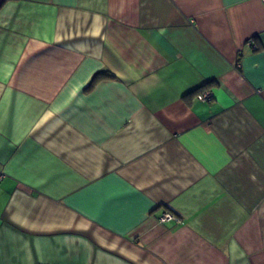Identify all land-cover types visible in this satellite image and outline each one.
I'll use <instances>...</instances> for the list:
<instances>
[{
    "label": "crops",
    "instance_id": "obj_1",
    "mask_svg": "<svg viewBox=\"0 0 264 264\" xmlns=\"http://www.w3.org/2000/svg\"><path fill=\"white\" fill-rule=\"evenodd\" d=\"M0 171V264H264V0H0Z\"/></svg>",
    "mask_w": 264,
    "mask_h": 264
},
{
    "label": "built area",
    "instance_id": "obj_2",
    "mask_svg": "<svg viewBox=\"0 0 264 264\" xmlns=\"http://www.w3.org/2000/svg\"><path fill=\"white\" fill-rule=\"evenodd\" d=\"M198 98L200 100H207L208 94L205 93L203 95H199ZM3 176H4L3 173L0 171V181L3 179ZM160 221L162 223L167 222V221H175L177 223H180V220L174 214H172L170 212L164 213L163 216L160 218Z\"/></svg>",
    "mask_w": 264,
    "mask_h": 264
},
{
    "label": "trees",
    "instance_id": "obj_3",
    "mask_svg": "<svg viewBox=\"0 0 264 264\" xmlns=\"http://www.w3.org/2000/svg\"><path fill=\"white\" fill-rule=\"evenodd\" d=\"M109 76H110V74L107 71H100V72H98L95 75V77L93 79V82H96V81H98V80H100L102 78H106V77H109Z\"/></svg>",
    "mask_w": 264,
    "mask_h": 264
}]
</instances>
